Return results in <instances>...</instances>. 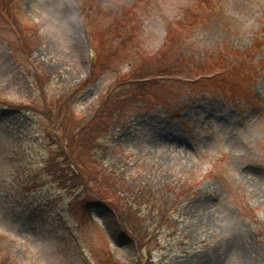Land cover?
<instances>
[{"label":"rangeland","instance_id":"374dc122","mask_svg":"<svg viewBox=\"0 0 264 264\" xmlns=\"http://www.w3.org/2000/svg\"><path fill=\"white\" fill-rule=\"evenodd\" d=\"M8 1L0 264L135 263L140 246L109 215L123 195L138 199L142 231L169 211L152 264H264V0ZM87 22L102 38L91 41ZM165 67L174 78L141 82L147 95L133 97L130 78ZM69 135L77 146L64 155L105 181L94 194L106 212L76 202L82 182L70 187L57 156ZM153 202L160 208L144 212Z\"/></svg>","mask_w":264,"mask_h":264},{"label":"trees","instance_id":"16d2710c","mask_svg":"<svg viewBox=\"0 0 264 264\" xmlns=\"http://www.w3.org/2000/svg\"><path fill=\"white\" fill-rule=\"evenodd\" d=\"M77 3L79 4V10L82 13H84V10H85L84 14L86 16L87 15L86 9L88 10V8L86 7L85 3H84V5L82 3H80L79 1H77ZM3 5H6L4 10L7 12V14H8L7 16L9 17L10 14H11V11H12L11 2L9 3V1L7 0V3L3 4ZM90 23L91 22H87V25L90 26V29L88 31V35L90 36V39L92 41L95 37H100L101 35H99L100 33L97 32L96 26L92 23L93 26H94L93 27V26L89 25ZM14 27H18V26H14ZM17 30L20 32L19 29H17ZM101 38H102V36H101ZM104 45H105V42L102 43L100 41V45H98V48H102L103 49ZM22 50L25 52L26 55H29L28 52H27L26 47H22ZM95 53L98 54L97 50L95 51ZM181 56L182 55H180V57ZM189 56L190 55L188 54L187 57H186V60L188 58L190 59ZM102 63L100 65V67L103 66ZM141 74L146 75V78H144L145 79L144 81L142 80V78H130L131 81H129V82H131L133 84V86L136 85V88H134L131 91V93H132L134 98H136V97H140L141 98L142 96L147 95L146 92L144 93V91L142 89L143 87L142 88L141 87L138 88L139 84H142L141 82L145 83V85H147V87H148V86H152V83L155 81L154 80L155 78H159V77H162V78H169V77L170 78H174V74H171V71H169L167 67H165L164 69H161V70L146 69L145 72L141 73ZM117 105H119V104H117ZM119 106H121V105H119ZM51 109L52 108H50V110ZM46 110L51 113V111L48 110L47 108H46ZM50 136H52V138H53L52 134L49 135V137ZM54 138H56V137H54ZM75 139H76V136L69 135L67 137V140L65 139V137H63V140L62 141L60 140V144H58V142H59L58 139L56 141L54 140L53 143L58 144V149L59 150L61 149L59 151V155L60 156L59 155H57V156L58 157H64V160L66 161L68 166L71 168L70 169L68 167V169L72 170V172L70 173V187L71 188H77L76 187L77 183H78V186H79L80 185V181L82 182V187L80 189L81 192L80 193H76V195H75V197L77 198L76 202L79 201L80 208H81V210L84 213L92 211L93 206H100L102 208L103 212H106L107 208L104 207V206H108V205L105 204L106 198L101 196L100 194H94L95 192H98L99 189L106 188L105 187L106 186L105 181L104 180H100V179L99 180L98 179H94L93 177H91V179L90 178L87 179L86 178V174H88L89 172H87L85 170V167L82 164V162L77 160L76 156H75L76 160L72 159V161H71V159H70L71 155L70 154H68L69 156H67V157L64 155V152H67V149L68 150L69 149L72 150V147L76 145L75 144ZM50 140H51V137H50ZM63 141H64V143H63ZM54 161H55V159H52V163ZM90 162L92 163L91 160H90ZM47 163L48 164L44 167V169L48 168V166L51 164V161L50 162L47 161ZM95 163H92L91 166L95 165ZM82 165H83V168H82ZM79 171L82 172L83 174L80 173V175H78L77 173ZM52 172H54L52 176L54 178L53 181H55L57 179V176H58L57 172L60 173L62 171L61 170H57L55 172V170H53ZM56 174H57V176H56ZM66 175H69V174H66ZM66 175H64L65 177H62V178H64L65 182H67L66 181V179H67ZM61 181H62V179H61ZM62 183H63V181H62ZM93 184L96 185V187H94ZM63 185L64 184H62V186ZM111 190L113 191L112 193H115V194L119 195V193L116 192L117 191L116 189H111ZM77 194H79L80 196L77 195ZM123 198H124L123 199L124 204L119 205V202H118V204H116L113 207L109 208V209H111V212H112L109 215H111V218H112L113 221L115 220L114 222H116L117 226L120 229V234L124 238L128 239L130 242L132 241V244L140 246L139 251L141 252L142 255L139 256V259H137L135 261V263H133V264H140V263L143 264L142 262H144V264H152L150 243H152L154 241V239L157 238V236L159 235L158 231H162L164 228H167V226L164 227V224H169V219L167 217V215L169 214V211L160 210L159 209L160 207H158V204H156L155 202H153L152 205L148 204L149 205V208L147 207L148 211H144V212H148V213L154 214L159 209V214L155 215L153 219L151 217L150 221L147 219V221L151 225H155V227H153V231L154 232L149 229L148 225H144L143 226L144 227V231H142V229L135 227V224L136 223L139 224L141 222V219L138 220V217L136 215H134L133 212H132V209L137 207V204H136L137 201L136 200H138V199H132V197L130 195H128V196L123 195ZM109 199H110V201H112V199L114 200V198H111V197H109ZM140 208H142V207H140ZM140 208H139L140 212L138 211L137 214H139V213L141 214L142 210ZM136 220H138V222ZM145 224H146V222H145ZM161 226H163V227H161ZM3 264H8V263L4 262Z\"/></svg>","mask_w":264,"mask_h":264}]
</instances>
